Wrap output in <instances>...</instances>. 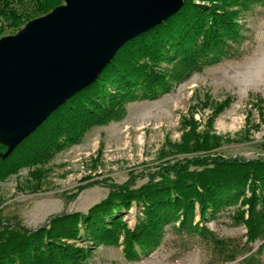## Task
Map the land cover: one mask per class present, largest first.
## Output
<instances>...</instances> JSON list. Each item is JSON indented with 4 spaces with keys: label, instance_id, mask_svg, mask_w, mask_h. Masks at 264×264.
Instances as JSON below:
<instances>
[{
    "label": "trees",
    "instance_id": "16d2710c",
    "mask_svg": "<svg viewBox=\"0 0 264 264\" xmlns=\"http://www.w3.org/2000/svg\"><path fill=\"white\" fill-rule=\"evenodd\" d=\"M64 2L0 0V37ZM252 15L264 17V0H185L167 20L121 46L93 83L53 111L7 158L0 156V183L28 169L19 189L41 190L59 153L82 143L95 126L123 120L130 102L157 99L207 67L241 58L252 40ZM256 98L264 124V98ZM233 99L207 94L200 103L211 109L204 125L193 112L182 116L180 141L167 138L160 157L185 156L162 161L140 186L135 175L123 183L106 177L79 185L69 198L88 186L109 189L86 212H62L28 228L0 210V264H88L101 246L122 247L126 260L138 261L157 250L169 230L186 249L194 242L207 245L209 264H264V155L218 153L232 139L215 132L214 120ZM246 124V130L261 126L251 113ZM6 150L0 143V154ZM133 206L139 213L130 225L125 215ZM222 217L245 232L223 237L208 227Z\"/></svg>",
    "mask_w": 264,
    "mask_h": 264
},
{
    "label": "rangeland",
    "instance_id": "374dc122",
    "mask_svg": "<svg viewBox=\"0 0 264 264\" xmlns=\"http://www.w3.org/2000/svg\"><path fill=\"white\" fill-rule=\"evenodd\" d=\"M247 22L252 40L248 41L244 56L207 67L157 99L130 102L123 120L95 126L82 143L59 153L48 165L50 173L41 190L19 189L18 184L24 183L28 169L1 182L2 216L14 217L28 228H37L55 214L86 212L109 192L108 187L98 184L88 186L74 198H69L79 185L106 177L123 183L135 175L136 186H140L148 179L145 174L154 172L162 161H174L185 156L178 154L162 159L160 154L167 138L180 141L182 116L193 112L204 125L211 109L200 103H204L207 94L219 101L227 94L234 98L214 120L215 132L232 139L224 142L218 153L246 158L264 155L261 148L264 124L253 104L257 95L264 98V17L252 15ZM9 34L12 33H4ZM249 113L252 122L261 124L260 128L246 130ZM136 213L139 210L135 206L126 213L125 218L130 225L135 224ZM207 225L223 237H237L245 232L243 226H232L227 217L208 221ZM209 258L207 245L194 242L186 249L180 237L169 230L162 245L141 260H126L122 247L101 246L88 264H209Z\"/></svg>",
    "mask_w": 264,
    "mask_h": 264
},
{
    "label": "water",
    "instance_id": "95a60500",
    "mask_svg": "<svg viewBox=\"0 0 264 264\" xmlns=\"http://www.w3.org/2000/svg\"><path fill=\"white\" fill-rule=\"evenodd\" d=\"M185 0H65L0 37V143L7 158L60 105L93 83L129 40Z\"/></svg>",
    "mask_w": 264,
    "mask_h": 264
}]
</instances>
